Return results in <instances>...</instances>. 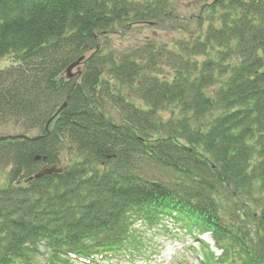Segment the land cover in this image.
Returning <instances> with one entry per match:
<instances>
[{
	"label": "trees",
	"instance_id": "trees-1",
	"mask_svg": "<svg viewBox=\"0 0 264 264\" xmlns=\"http://www.w3.org/2000/svg\"><path fill=\"white\" fill-rule=\"evenodd\" d=\"M1 59L0 264L131 258L137 219L264 264V0H0Z\"/></svg>",
	"mask_w": 264,
	"mask_h": 264
},
{
	"label": "rangeland",
	"instance_id": "rangeland-1",
	"mask_svg": "<svg viewBox=\"0 0 264 264\" xmlns=\"http://www.w3.org/2000/svg\"><path fill=\"white\" fill-rule=\"evenodd\" d=\"M7 63L6 60L1 59L0 67L6 66ZM19 132L20 130L12 127L0 128V135L4 136H15ZM35 134L34 131L27 135L32 136ZM68 158L65 149L61 154V166L67 163ZM131 231H134V235L140 237L143 242V248L136 251L139 253L134 252L131 258L127 254H123L112 262L95 261L94 264H203L204 245L193 235L170 222L150 226L143 219H137L131 227ZM199 239L206 242L211 241L208 236H202ZM211 249L216 255L219 254V251L215 248L211 247ZM39 259L40 264H42V258ZM210 264L214 263L211 262Z\"/></svg>",
	"mask_w": 264,
	"mask_h": 264
},
{
	"label": "water",
	"instance_id": "water-1",
	"mask_svg": "<svg viewBox=\"0 0 264 264\" xmlns=\"http://www.w3.org/2000/svg\"><path fill=\"white\" fill-rule=\"evenodd\" d=\"M80 60H82V59H80ZM79 62L80 61H77V62H75V63H73V64H71L67 69H66V77L67 78H71L72 76H73V70L75 69V68H77L78 67V65H79ZM65 104H63V106H64ZM51 121V120H50ZM49 121V122H50ZM49 122L47 123V125L49 124ZM46 125V126H47ZM16 137H20V138H24L23 136H0V141H2V140H6V139H14V138H16ZM61 170H62V168H57L56 167V165H54V166H51V167H49V168H42L39 172H37L32 178H39V177H42V176H44V175H50V174H52V173H60L61 172Z\"/></svg>",
	"mask_w": 264,
	"mask_h": 264
}]
</instances>
